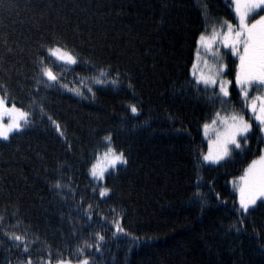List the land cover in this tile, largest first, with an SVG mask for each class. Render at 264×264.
<instances>
[{"label":"trees","instance_id":"obj_1","mask_svg":"<svg viewBox=\"0 0 264 264\" xmlns=\"http://www.w3.org/2000/svg\"><path fill=\"white\" fill-rule=\"evenodd\" d=\"M225 20L236 23L232 0H0V84L32 122L0 138V264H55L58 254L77 262L84 241L93 245L84 256L95 264H264V205L241 226L234 187L264 149L258 122L251 121L247 144L230 147V158L202 159L203 124L217 111L250 118L234 83L230 98L219 100L218 89L198 85L191 70L199 34L223 30ZM54 35L82 61L62 68L45 50ZM218 52L234 80L237 57L223 46ZM37 56L84 97L60 88L36 96ZM109 66L119 82L95 83ZM41 97L63 136L33 105ZM108 134L127 163L109 169L105 184L114 191L101 198L88 170L106 151ZM57 179L71 184L74 198L52 187ZM88 204L91 219L83 211ZM112 206L123 211L126 234L113 235L101 219H112ZM96 232L105 237L99 252ZM6 233L24 237L27 254Z\"/></svg>","mask_w":264,"mask_h":264},{"label":"snow or ice","instance_id":"obj_2","mask_svg":"<svg viewBox=\"0 0 264 264\" xmlns=\"http://www.w3.org/2000/svg\"><path fill=\"white\" fill-rule=\"evenodd\" d=\"M232 4L234 6V19L236 23H232L230 20L222 21L221 27L223 30L213 28L210 35L201 32L196 41L197 51L195 55L198 59L200 58V49H203L206 53L211 52L218 62L216 65L208 66L207 60H202L205 67L209 68V72L205 74L203 71L199 73L194 71L193 76L196 78L197 84H203L206 89L209 86H214V89H218L215 98L223 100L230 98L229 86L234 83L239 89L238 95L242 98L245 110L250 113L249 119H245L243 115L233 114L220 121L223 131L217 135L215 141L216 149L213 151L210 148L208 154L202 157L203 161L213 164H218L226 158H230V145L239 149L241 148V140L247 144L248 136L252 134V120L258 122V131L264 136V95H254L249 100L250 89L264 88V14H262L264 13V0H232ZM215 45H221L225 49H229L231 54L238 58V63L235 64L234 69V80L222 78L226 75L227 65L223 62V58L220 56L218 50H215ZM40 47L44 46L41 45ZM45 50L49 55L54 56L57 61L63 62L62 68L67 65H76L83 59L78 54H73V51L67 48L63 39L55 35L51 39L50 46ZM34 63L37 67V72L32 78L35 87L31 91L36 96H39L41 91L46 92L51 88H60L84 97V92L80 89L69 88L68 84L62 83L64 79L63 71L60 73L54 72L53 68L45 62L44 57L37 56ZM83 63L96 68V65L91 60H84ZM196 68L197 64L193 63V69ZM114 71L110 66L100 68L97 71L94 82L100 84L106 82L112 84L118 83L120 73L115 71V78H112ZM128 87H133L130 77ZM0 90L4 92V95H0V138L8 140L10 134L20 133L29 127L32 122L28 112L18 108L15 103L7 98V88L5 85L0 84ZM87 91L90 95H94L90 88ZM42 99V97L40 101L33 99V105L39 107L41 116L53 124L57 132L63 136L61 125L47 114ZM129 108L133 114L139 111L135 104L130 105ZM5 117H7V123L4 122ZM215 117H220L219 111L215 113ZM216 118L212 120L213 124L217 122ZM208 127L209 124L207 122L203 124L205 130ZM102 142L107 145V149L103 152L102 156L99 154L95 156V162L90 163L88 172L95 184L92 188L93 194L98 193V196L101 198H109L114 189L105 184L106 174L109 169H114L118 164L127 163V157L123 150L118 151L112 146L111 134L105 136ZM261 142H264V140ZM101 159H103L102 164ZM63 167V164L57 163L58 169ZM238 180L239 183L235 186L238 192V211L241 213L239 223L242 226L243 221L248 219L252 212H255L264 205V149H261L260 156L251 161L244 170V174ZM52 187L58 191L67 190L73 198L75 197L76 190L71 184L62 185L60 179H57ZM194 196L200 197L201 194L197 192L194 193ZM81 200H83V197H81ZM79 207L80 205L78 204ZM92 209L93 205L88 204L83 210L84 215L88 219H91ZM109 213L112 216L111 220L103 217L101 219L113 230V235L118 233L126 234L121 223L124 219L123 211H118L117 206H112L109 208ZM2 220L3 216H0V221ZM240 230V228H236L237 232ZM6 235L10 241L17 245L23 243L25 254H27L28 246L24 237L15 233H6ZM94 239L96 241L95 250L99 252L101 243L104 242L105 237L100 232H96ZM85 248L92 249L93 245L84 241L83 246L77 248L76 251L83 258L78 259L76 264H95L94 261L84 256ZM49 256L51 257V253H49ZM25 264H32L31 258L27 259ZM40 264H53V261L50 258L46 261H40ZM55 264H72V261L70 259H61L58 254Z\"/></svg>","mask_w":264,"mask_h":264},{"label":"rangeland","instance_id":"obj_3","mask_svg":"<svg viewBox=\"0 0 264 264\" xmlns=\"http://www.w3.org/2000/svg\"><path fill=\"white\" fill-rule=\"evenodd\" d=\"M262 14H264V13H262ZM214 48H215V50H219L221 48V45H215ZM205 59L208 62V66H213V65H216L218 63L217 60L212 56L211 52L206 53V52L203 51V49H200V58L198 59L196 57V55H195V60H194V63L197 64V68L196 69H193V65H192V67H191L192 73L194 71L197 72V73L203 71V72H205V74H208L209 68L205 67V65L202 63V60H205ZM237 60H238V58H237ZM223 62H224V60H223ZM222 78L225 79V80H231L226 75H224ZM211 87H214V86H211ZM229 92H230V90H229ZM249 92H250V94H249V100H251V97L254 96V95H264V88L258 89V91L255 90V88H253V89H250ZM233 114H236V113H232V112L231 113H220V117L219 118H216L215 117L216 120H217V122L215 124H213L212 121L207 122L209 124L208 129L205 130L203 128L204 137L208 141V150H207L206 154H208L210 148L213 151H215V149H216L215 141L217 139V135H218L219 132H222L223 131V128H222V125H221L220 121L222 119H225V118L233 115ZM239 115H243V114H239ZM245 119H247V118L245 117ZM4 122L5 123L8 122L7 117L4 118ZM230 147H231V145H230ZM238 183H239V180L234 181V187L235 188H236L235 185L238 184ZM236 191H237V189H236ZM74 263H76V262H72V264H74ZM15 264H25V263L24 262H18V263H15Z\"/></svg>","mask_w":264,"mask_h":264}]
</instances>
